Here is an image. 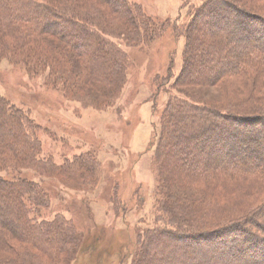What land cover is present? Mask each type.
<instances>
[{
    "label": "rangeland",
    "instance_id": "rangeland-1",
    "mask_svg": "<svg viewBox=\"0 0 264 264\" xmlns=\"http://www.w3.org/2000/svg\"><path fill=\"white\" fill-rule=\"evenodd\" d=\"M102 1L90 0L87 5L82 0H68V3L76 6L79 12L91 11L92 17L87 21L125 54L113 85L89 84L83 79L78 84L86 74L85 59L72 55L65 42L50 37H44L42 63L45 67L36 74L15 64L12 55L0 60V95L22 110L38 127L37 158L21 163L20 169L12 168L18 174L8 172L10 179L20 175L41 185L49 197V206L43 216L49 221L58 214L68 219L78 233H83L92 244L96 243L97 251L89 259L78 244H70L65 252H57L47 246L48 250L42 251L13 237L8 238L10 248L6 245L0 247V264H133L145 247L142 235L150 230L170 229L172 226L182 230L193 228L199 233L218 230L220 225L217 223L224 215L231 217L237 213L239 217L249 210L254 212L246 218L252 217L255 222L246 228L252 229L260 240L264 239V187L253 182L227 181L220 176L209 183L201 182L202 176L194 172L211 158L218 159L231 152L233 158L242 157L240 146H223L217 151L220 155L189 148L185 155L173 151L164 161L158 158L166 132L180 135L173 127L174 123L166 124L167 109L178 98L190 97L200 104L222 107L226 112L232 108L231 105L253 100L254 97L249 98L252 92L258 93L256 99H264L263 81H256L254 85L251 78L239 83L225 79L215 85L204 84L212 74L203 69L204 64L200 65L205 60L209 44L224 39L223 33L232 37L229 45L237 53L239 46L252 41L241 43L238 37L230 34V24H205L203 19L194 22L187 34L184 27L194 19L202 0H125L133 9L129 13L132 20H127L121 10L118 14L113 13ZM238 1L244 7L260 8L258 12L264 14V0ZM222 9L225 20L233 16L231 11ZM139 10L144 15L140 19L135 13ZM220 15H217L218 20ZM243 20L245 25H249L248 19ZM82 34L78 32L76 37ZM10 41L14 39L10 37ZM189 42L191 50L195 49L192 53L195 58L188 60L185 80L181 79L177 84ZM253 42L264 46V41ZM50 47L62 52L57 66L49 53ZM67 57L72 58V65L68 64ZM108 67L97 64L96 69L105 74ZM156 82H161L160 88ZM199 114L197 112V116ZM192 115L187 113L188 117L184 116L178 123H188ZM229 115L234 117L231 113ZM1 129L5 133L7 125ZM247 135L242 144L248 147L250 155L258 156V150L264 152V138L258 140L249 132ZM180 156L183 162H180ZM192 156H195L193 162L190 161ZM79 157H83L82 161L88 167L89 162H93L96 169L91 175H68L66 169L73 161L79 162L76 160ZM58 168L62 169L61 172ZM230 183L242 193L236 194L231 186L224 187ZM225 190L228 191L224 194L222 191ZM190 201L194 208L188 206V210L185 204L189 205ZM10 205L16 206L14 202ZM12 212L17 215L14 210ZM55 233L58 235L61 231L56 230ZM253 237H249V242L254 240ZM222 238L229 236L224 234ZM162 242L165 245L159 249L168 248V255L170 250L191 254L192 260L188 264L200 263L202 259L200 251L184 246L188 243L186 241L180 242L182 246ZM152 253L148 251L147 255ZM243 260L245 264H252L251 259Z\"/></svg>",
    "mask_w": 264,
    "mask_h": 264
},
{
    "label": "trees",
    "instance_id": "trees-1",
    "mask_svg": "<svg viewBox=\"0 0 264 264\" xmlns=\"http://www.w3.org/2000/svg\"><path fill=\"white\" fill-rule=\"evenodd\" d=\"M202 1V4L197 7L194 19L184 27L187 34L191 32L194 22L203 19L205 24L215 23L216 25L218 22L222 25L230 24L232 27L230 34L238 37L241 43L252 41L251 44L239 46L240 51L238 53L233 50V46L229 45L232 37L226 33L221 34L224 39L220 37L221 39L213 41V44L210 43L209 50H205L208 51L207 55L204 56L206 61L201 62L200 60V65L203 66L204 64L203 69L212 74V77L204 81V84L215 85L225 79L229 82L233 80L239 83L249 78L254 85H256V81L264 82V46L261 47L253 42L264 41V14L258 12L261 9L244 7L243 4H239L242 2L238 0L235 2L233 0ZM82 2L84 5L90 4V0H82ZM102 2L111 11L113 10V13L118 14V10H121V14H124L127 20H132L130 19V10L133 11V9L127 6L125 0L120 2L118 0L111 2L103 0ZM222 8L228 12L231 11L233 16L230 19L227 17L225 20V13ZM135 13L139 19L144 16L140 10ZM219 14H221L220 20L217 18ZM91 17V11L79 12L76 6H70L68 0H0V60L12 55L15 64L22 65L30 73L36 74L45 67L42 63L44 60L42 55L44 37H50L55 41L65 42L71 49L72 55L85 59L83 64L86 74L78 81V84H81L79 82L83 79V82L89 84L97 85L98 83V85L108 84L111 86L117 80L115 77L116 74H119L117 71H121L125 54L87 21ZM100 18L102 19V17ZM243 19H248L249 25H245ZM78 32L83 34L77 38L76 33ZM10 37L14 39L13 42L10 41ZM50 48L49 53L57 66L58 57L62 52H59L56 47ZM194 51V48L191 50L190 42L187 43L184 68L177 78V84L181 79L185 80V65L190 58H195V54H192ZM71 59V57H67L70 65H72ZM73 64L77 70L74 61ZM97 64L109 66L108 69L106 68L108 71L105 74L99 72L96 69ZM112 71H114V75L111 74ZM73 74L71 75L73 76ZM156 86L160 88L161 82H156ZM257 96L258 93L252 92L249 98L254 97L253 100L231 105L232 108L228 110L229 112L219 106L200 104L190 97L178 98L167 109L166 121L168 122L166 124L172 125L174 123L173 127L177 129V132H180V135L166 132V136H163L160 145L162 149L158 153L159 160H166L173 151L185 155L189 152V148H193L197 152L199 150L200 153H207L208 151V154L213 152V154L220 155L217 151L223 146L235 148L240 146L242 157L233 158L231 152L218 159L211 158L202 167L203 169L200 168L194 172L202 176L201 182L209 183V181H213L212 179L215 181L217 178L223 177L227 181L253 182L264 187V152L258 150V153L256 152L257 154L260 153L258 156H251L247 151L248 147H244L242 144V139L248 132L256 135L255 138L258 140L264 138V99L261 100L260 97L256 99ZM189 112L193 114L191 120L180 125L178 120L184 116L187 118L186 114ZM197 112L200 113L198 115L200 117L197 116ZM230 113L234 117H230ZM230 124H232L231 127H229ZM3 125H7L5 133H2L1 127ZM37 130V125L30 117L26 116L22 110L12 106L5 97L0 95V247L6 245L10 248L8 238L13 237L42 251L48 250L47 247H49L57 252H65L70 244H78V247L84 250L85 255L92 259L94 252L97 251L96 243L92 244L83 233H78L76 227L61 215H56L50 221L43 216V212L49 206V197L41 185L20 175L12 179L9 177L8 172H12V175L18 174L12 168L37 158V150L39 149L36 138ZM255 138L250 139L256 141ZM166 140H168L167 144L165 143ZM227 156H230L231 159ZM194 157H190L191 162L195 160ZM178 158L180 162H183L182 156ZM82 159L83 157H79L76 158L79 162L70 163L71 165L66 169L68 175L77 174L85 177L92 174L93 170L96 169L95 165L90 161L88 167ZM61 170L58 168V172ZM184 171L186 170L184 169ZM196 177L198 178V176ZM230 186L235 188L236 194L242 193V191L238 192V188L231 183L224 187L229 188ZM227 191L222 192L225 194ZM12 202L16 206L11 207ZM188 206L193 207L191 201L189 205L185 204L187 209ZM12 210L17 215H13ZM168 212L171 214V210ZM253 212L254 210H249L246 215L243 214L239 217L237 213L231 217L224 215L217 223L220 225L218 230L209 229V231L205 230L199 233L193 228L182 230L177 226H170V229L155 228L150 230L151 232L142 235V244L145 247L133 261V264H188L187 262L192 260L191 254H188L187 251L170 250V255H168L166 251L168 248L160 250L159 247L165 245L162 241H167L172 246H182L181 241L188 242L184 244L185 247L191 250L194 248L195 251H200L202 254V259L197 264H245L243 260L245 258L251 259L252 264H264V239L261 238L260 240V237L256 236L252 229L246 228V225L255 222L252 217L246 218ZM176 219L178 218L176 217ZM56 230L61 231V233L55 235ZM224 234H227L229 238H222ZM252 236H254V240L249 242L248 239ZM3 242L4 245L1 246ZM88 246L89 248L85 250ZM155 250L157 251L155 252ZM148 251L153 252L151 256L147 255ZM98 259L100 260V258Z\"/></svg>",
    "mask_w": 264,
    "mask_h": 264
}]
</instances>
